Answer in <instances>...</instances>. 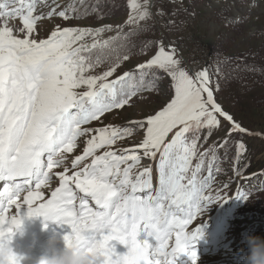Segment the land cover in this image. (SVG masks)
Segmentation results:
<instances>
[{
    "label": "snow or ice",
    "instance_id": "1",
    "mask_svg": "<svg viewBox=\"0 0 264 264\" xmlns=\"http://www.w3.org/2000/svg\"><path fill=\"white\" fill-rule=\"evenodd\" d=\"M27 7L24 14L21 0L20 8L0 11V20L4 21L0 26V182L4 183L0 190V241L19 228L23 219L21 209L26 207L25 216H42L67 224L71 231L63 236L64 245L83 246L103 255L104 264H172L168 257L185 252L187 242L199 235V227L191 232L186 227L199 213L200 201L213 202L210 196L202 194L219 171L215 168V156H209L210 149H205L199 153L201 162L195 165L187 184L182 183L190 157L197 151L196 134L201 128L219 124L214 113L232 120L215 102L207 70L190 75L178 66L171 49L166 52L163 48L137 64V70L145 65L169 69L174 91L171 99L155 114L129 121V125L143 129V139L120 154L112 150L100 155L96 152L130 135L132 128L95 129L82 154L73 159L72 167L75 169L88 158L90 163L71 175L67 169L56 173L59 184L46 197L41 189L53 180L50 172L62 163V153L72 151L77 136L93 131H81V125L98 121L105 112L129 103L131 96L124 91L123 84L130 74L126 72L108 83H100L96 89V81L111 77L115 67L101 76L86 77L88 61L79 55L84 46L74 48L73 43L102 29L66 27L37 41L31 38L37 18L32 16V5ZM18 13L23 24L20 31L29 34L24 39L17 38L8 26ZM58 15L65 20L70 18L65 11ZM81 85L89 88L82 95L74 91ZM233 128L246 131L234 122ZM226 144L227 138L218 147ZM141 150L156 162L155 193L151 165L134 179L131 176L133 166L140 160L135 153ZM204 158L208 174L198 179ZM22 193L26 194L21 203ZM89 199L95 207L90 206ZM165 200L169 201L167 208ZM13 205L17 215L9 218L4 213ZM140 233L154 239L156 246L153 248L147 240L141 243L137 239ZM114 241L127 250L118 252ZM169 241L173 243L171 253L166 251ZM190 256L196 264V251L192 250ZM9 264H19L18 258L11 257Z\"/></svg>",
    "mask_w": 264,
    "mask_h": 264
},
{
    "label": "rangeland",
    "instance_id": "2",
    "mask_svg": "<svg viewBox=\"0 0 264 264\" xmlns=\"http://www.w3.org/2000/svg\"><path fill=\"white\" fill-rule=\"evenodd\" d=\"M34 1L23 0L24 14H27L29 10L27 6L33 5ZM94 2L93 0H40L35 5V9L38 10L32 12V16L37 19L34 22L31 38L37 41L46 39L53 30L66 27L101 28L99 33L85 35L73 43L74 48L84 46V50L79 53L88 61L85 64L84 75L98 77L115 67L111 77L96 81L95 88L98 89L100 83L115 80L123 73L141 71L140 74L131 75V84L136 86L137 90L133 93L128 90L131 99L123 108L105 112L100 120L87 125V128L93 131L83 134L80 142L73 145L72 151L64 153L62 163L54 168L53 180L48 186L54 188L59 183L55 171L64 169L62 171L64 172L67 169V174L71 175L73 171H79L85 163H90L91 158H88L75 169L71 166V161L77 155L82 154V148L86 146L87 140L95 134L94 130L97 128L104 126L132 128L130 135L118 138L115 144L105 146L104 149H98L97 155L105 150L116 151L120 154L123 149L140 143L143 139V129L138 125H129V121L142 120L155 114L168 103L174 91L171 87L173 82L168 74V68L161 69L158 66L145 65L141 70H137L136 65L150 59L160 48L166 52L171 49L175 59L179 61L178 66L190 75H192L191 70L194 73L202 69L207 70L215 102L223 112L231 116L235 124L249 132L248 134L245 132L244 136L236 137L233 133L236 132L233 126H230L228 121L218 113H214L219 124L201 128L196 134L199 136L197 151L195 155H191L188 171L184 173L185 179L182 181L187 184L188 178L195 170V165L201 162L199 153L210 149L209 156H215V168L219 171L215 173L216 176L210 182V188L206 189L202 195L210 196L213 202L200 201L199 213L190 221L186 230L191 232L199 227L200 231L201 226L205 225L202 234L210 239V250L198 252L196 264H242V258L247 254L248 249L242 243L241 234L245 231L246 234L251 233L264 238V81L255 83V85L250 81L249 86H253L250 88L237 85L223 89L224 87L220 86L222 82H220L221 73L218 72V62L223 56L220 53L221 50L236 60L258 50L263 51L264 54V0H153L152 13L149 11L148 0H126L129 8L126 14L122 13L123 8L112 13L100 3ZM73 4L80 8V17L75 18L68 14ZM0 5H3L0 11L9 12L13 8H20L21 0H15L13 8L6 7V1H0ZM118 7L120 8L121 5ZM60 11H67L70 18L65 20L60 17L58 15ZM109 11L111 13H108ZM19 17L10 19L8 26L13 29V34L17 38L24 39L29 34L20 31L23 24ZM3 24L4 21L0 20V26ZM152 25L158 31V41L153 44L150 40L152 44L148 45L144 51L139 49L140 45H137L136 50L131 52H125L126 48H123L121 56H116L112 51L110 40L116 35L123 34L132 26ZM94 44L95 47H93ZM98 51L104 55L102 59L96 57ZM125 56L128 57L127 60L124 59ZM89 63L91 67L88 66ZM157 75L158 77H155ZM88 90L87 85L74 89L81 95ZM229 129H232L230 134ZM188 135L191 140V134ZM206 136L208 138L204 139ZM225 138H227V144L219 148L218 144ZM135 154L140 156V160L132 168L133 179L149 165L152 166V172H157L155 161L145 157L142 150ZM202 167L206 168V173L208 171L207 158H204ZM154 174L152 177L153 193L158 187L157 173ZM257 175V184H251L238 200L239 186L244 185L246 181H251ZM202 177H205V174L198 176V179ZM252 188L256 191L250 192ZM48 194H50L49 190ZM138 195L145 194L138 193ZM224 199L225 202H231L228 209L223 207L224 203L218 205ZM168 202L163 201L165 208ZM220 208H223V214L229 211L232 213L234 217L232 223H227L216 216L218 212L215 210H220ZM141 234V238L148 239L144 233ZM199 249H204V247H199ZM185 264H193V262Z\"/></svg>",
    "mask_w": 264,
    "mask_h": 264
},
{
    "label": "trees",
    "instance_id": "3",
    "mask_svg": "<svg viewBox=\"0 0 264 264\" xmlns=\"http://www.w3.org/2000/svg\"><path fill=\"white\" fill-rule=\"evenodd\" d=\"M94 3H100L104 6V8H108L112 13H116L120 10L123 11L122 13H127L129 10L126 0H93ZM118 5H121L119 8ZM80 8L75 7V5H71L70 13L72 16L80 17ZM108 13H111V12ZM147 25V24H146ZM158 37V31L154 25L152 26H146V27H133L130 29H127L123 32L121 35H116L113 39L110 40V45L112 48V51L116 54V56H121V52L123 48H126V51H133L136 50V46L140 45L141 48H139L141 51L145 50V48L150 45L156 43ZM150 40L152 43H150ZM142 47H144L142 49ZM112 52V53H113ZM221 55H223L219 62H218V72L221 73V79L220 84L221 87L231 88L234 86H241L245 88H250L253 86H249V82H253V85L255 83H259L264 81V54L263 51L258 50L255 52H252L250 54H246L245 56H241L236 60L235 58L227 55L225 51H220ZM88 54V52H87ZM96 57H99L102 59L104 55L101 54V51L96 52ZM141 71H131L128 78L125 79L123 87L124 91L128 94V90L134 91L136 90V86H132L131 84V75L135 73L140 74ZM155 77H158L155 76ZM119 87V85H118ZM226 87V88H225ZM236 137L238 136H244V133L241 132H233ZM246 137V135H245ZM206 168H201L199 171L198 176L201 174H205L207 176L208 171H206ZM201 172V174H200ZM241 174V173H240ZM239 174V175H240ZM216 174L214 175V177ZM257 177V178H256ZM256 177H253L251 181L244 182V185L242 184L239 186L238 189V197L241 198L244 191H247L249 189L251 184H257L258 175ZM203 178V177H202ZM201 178V179H202ZM254 179V180H253ZM250 192H255L256 189L249 190Z\"/></svg>",
    "mask_w": 264,
    "mask_h": 264
},
{
    "label": "clouds",
    "instance_id": "4",
    "mask_svg": "<svg viewBox=\"0 0 264 264\" xmlns=\"http://www.w3.org/2000/svg\"><path fill=\"white\" fill-rule=\"evenodd\" d=\"M11 236H5L0 241V264H9L11 257L18 258V262L23 256L18 254L10 246ZM56 240L53 235L49 244H54ZM242 243L247 247V254L242 258V264H264V238L258 235L247 233L243 236ZM36 264H104V256L96 252L89 251L83 246L64 247L57 250L51 249V254H41Z\"/></svg>",
    "mask_w": 264,
    "mask_h": 264
},
{
    "label": "bare ground",
    "instance_id": "5",
    "mask_svg": "<svg viewBox=\"0 0 264 264\" xmlns=\"http://www.w3.org/2000/svg\"><path fill=\"white\" fill-rule=\"evenodd\" d=\"M151 161H154V160H152V159H150ZM153 163V162H152ZM156 163V162H155ZM124 166V165H123ZM123 168V167H122ZM152 173H155V171H153ZM26 212V211H25ZM196 239L198 240V242H199V244H203V243H205V241L204 240H202V237H196ZM204 245H206V243L204 244ZM64 247H65V245H64ZM188 247H191V244H189V245H187L186 244V248H188ZM126 249V248H125ZM127 250V249H126ZM166 251H168L169 253H171L169 250H167L166 249ZM172 258V256L170 255L169 256V260ZM177 260L175 261V262H173V264H183V263H185V262H187V260L188 259H191V256H190V253L188 252V251H185V252H183V253H178V255H177V258H176Z\"/></svg>",
    "mask_w": 264,
    "mask_h": 264
},
{
    "label": "water",
    "instance_id": "6",
    "mask_svg": "<svg viewBox=\"0 0 264 264\" xmlns=\"http://www.w3.org/2000/svg\"><path fill=\"white\" fill-rule=\"evenodd\" d=\"M148 1H149V11L152 13V3H153V0H148ZM191 72L194 74V71L193 70H191Z\"/></svg>",
    "mask_w": 264,
    "mask_h": 264
}]
</instances>
